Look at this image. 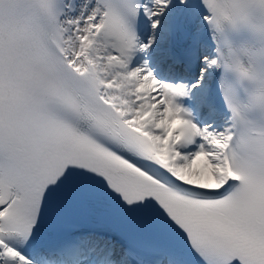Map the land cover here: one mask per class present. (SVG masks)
Instances as JSON below:
<instances>
[{"label": "snow or ice", "instance_id": "1", "mask_svg": "<svg viewBox=\"0 0 264 264\" xmlns=\"http://www.w3.org/2000/svg\"><path fill=\"white\" fill-rule=\"evenodd\" d=\"M0 264H264V0H0Z\"/></svg>", "mask_w": 264, "mask_h": 264}]
</instances>
